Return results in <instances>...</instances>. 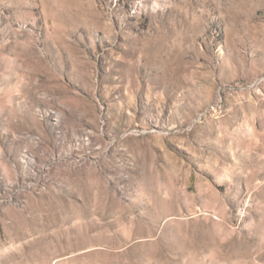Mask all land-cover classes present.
<instances>
[{
  "label": "rangeland",
  "instance_id": "obj_1",
  "mask_svg": "<svg viewBox=\"0 0 264 264\" xmlns=\"http://www.w3.org/2000/svg\"><path fill=\"white\" fill-rule=\"evenodd\" d=\"M0 264H264V0H0Z\"/></svg>",
  "mask_w": 264,
  "mask_h": 264
}]
</instances>
